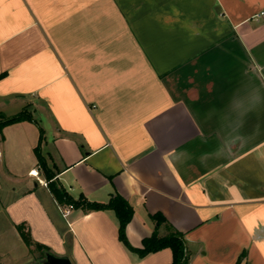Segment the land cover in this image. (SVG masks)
<instances>
[{"label": "crops", "instance_id": "crops-1", "mask_svg": "<svg viewBox=\"0 0 264 264\" xmlns=\"http://www.w3.org/2000/svg\"><path fill=\"white\" fill-rule=\"evenodd\" d=\"M261 11L264 0H0V112L33 117L0 133V264H39L19 226L73 264L172 260L130 250L112 209L61 204L49 181L74 198L122 195L132 246L160 212L189 264H264Z\"/></svg>", "mask_w": 264, "mask_h": 264}, {"label": "trees", "instance_id": "trees-1", "mask_svg": "<svg viewBox=\"0 0 264 264\" xmlns=\"http://www.w3.org/2000/svg\"><path fill=\"white\" fill-rule=\"evenodd\" d=\"M3 113L0 112V133L5 125L21 121H32L33 117L31 112L27 108H23L18 113L3 117ZM38 146L35 147V150ZM48 179L51 178V174L47 173ZM49 188L55 197V199L61 203L71 207H82L85 210H103L112 209L118 219V237L120 241L130 250L137 252L140 256H145L148 253L160 250L162 248H170L172 251V260L164 264H189V257L186 251L185 238L182 232L175 229L166 218L160 213H154L151 218L155 221V229L152 234L142 239V246L135 247L130 244L126 236V226L131 220L134 210L132 205L127 199L117 192L111 194L110 198L106 202L90 201L84 195L80 194L78 198H74L66 190L61 187L55 186L52 181L48 182ZM164 226L166 233L164 235L158 234V227ZM19 231L24 242L30 246L35 245L42 256L47 247L41 243H33L30 234L22 226H19Z\"/></svg>", "mask_w": 264, "mask_h": 264}, {"label": "water", "instance_id": "water-1", "mask_svg": "<svg viewBox=\"0 0 264 264\" xmlns=\"http://www.w3.org/2000/svg\"><path fill=\"white\" fill-rule=\"evenodd\" d=\"M39 264H73L67 255H57L49 250L43 252V256L38 259Z\"/></svg>", "mask_w": 264, "mask_h": 264}, {"label": "rangeland", "instance_id": "rangeland-1", "mask_svg": "<svg viewBox=\"0 0 264 264\" xmlns=\"http://www.w3.org/2000/svg\"><path fill=\"white\" fill-rule=\"evenodd\" d=\"M2 113H3V112H2ZM2 115H3V117L12 116V115H6V114H4V113H3ZM0 116H1V115H0ZM32 254H33V262H37L38 259H39L40 257H42L41 252H40L38 249H36V248L33 249Z\"/></svg>", "mask_w": 264, "mask_h": 264}, {"label": "built area", "instance_id": "built-area-1", "mask_svg": "<svg viewBox=\"0 0 264 264\" xmlns=\"http://www.w3.org/2000/svg\"><path fill=\"white\" fill-rule=\"evenodd\" d=\"M261 14H264V11H261L260 13H256V14H254L253 17H254L255 19H258L259 16H260ZM29 173H30V174H35V175H37V171H36V169H31V170L29 171ZM66 212H67V211H64L63 214L66 215Z\"/></svg>", "mask_w": 264, "mask_h": 264}]
</instances>
